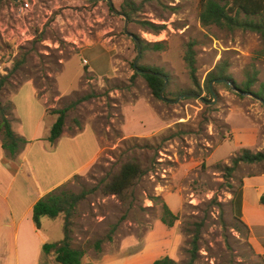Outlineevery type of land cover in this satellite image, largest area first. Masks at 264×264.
<instances>
[{"label": "rangeland", "instance_id": "374dc122", "mask_svg": "<svg viewBox=\"0 0 264 264\" xmlns=\"http://www.w3.org/2000/svg\"><path fill=\"white\" fill-rule=\"evenodd\" d=\"M110 1L120 14L128 2L134 8L127 20L130 33L147 43L165 42L163 51L146 50L138 65L168 75L169 100L197 94L211 101L204 81L219 60L228 62V72L238 85L253 71L257 82L252 90L264 82V60L255 59L259 37L241 30L202 28L197 0ZM142 21L164 29L154 35ZM123 28L124 18L106 0H0V74L26 54L1 102L7 105L15 85L30 81L52 110L68 107L69 129L92 126L100 140L96 162L62 187L84 193L69 217L71 246L94 256L101 250L122 249L123 243L135 247L147 239L146 258L152 262L168 256L177 264H189L192 258L191 264H262L235 221L234 204L242 175L264 173V161L246 169L239 163L231 172L221 167H231V160L243 151L264 150V106L226 84L213 87L217 96L213 105L196 98L168 104L153 97L140 74L130 84L137 52ZM37 36L42 41L32 45ZM190 41L196 42L201 93L183 62L184 45ZM110 77L130 87L110 88L104 82ZM84 96L89 98L74 104ZM150 109L166 125L156 134L158 122L149 115ZM127 162L138 164L144 175L121 198L104 196L102 187ZM163 204L177 217L171 228L160 221ZM62 215L43 219L41 237L47 240L52 233L58 240L64 238ZM193 240L197 249L192 257Z\"/></svg>", "mask_w": 264, "mask_h": 264}, {"label": "crops", "instance_id": "0c3cea01", "mask_svg": "<svg viewBox=\"0 0 264 264\" xmlns=\"http://www.w3.org/2000/svg\"><path fill=\"white\" fill-rule=\"evenodd\" d=\"M8 38L12 39L13 35ZM14 92L9 100L11 128L25 143L17 153L9 155L0 137V264H56L54 252L44 253L42 247L61 240L52 233L48 241L41 237L42 221L48 218H43L40 229L36 230L32 222L33 205L74 177L83 176L101 154L100 140L92 126L69 129L64 124L61 135L54 143H49L50 128L56 119L51 112L54 108L38 97L30 81L20 84ZM145 103L147 106V101ZM150 113L158 122L153 134L163 131L164 121L151 109ZM46 117H50L48 121ZM130 137L135 136L123 134V138ZM254 164L240 166L246 169ZM263 194V172L242 175L234 207L237 217L248 228L249 245L264 261V204L260 203ZM146 240L135 247L132 243H123L122 249L115 251L101 250L94 256L84 254L81 264H151L152 260L146 258Z\"/></svg>", "mask_w": 264, "mask_h": 264}, {"label": "trees", "instance_id": "16d2710c", "mask_svg": "<svg viewBox=\"0 0 264 264\" xmlns=\"http://www.w3.org/2000/svg\"><path fill=\"white\" fill-rule=\"evenodd\" d=\"M14 1V0H11ZM199 4V14L198 20L202 28L215 27L218 30L234 32L235 30L247 31L256 34L259 37L261 47L255 53V59L264 60V0H197ZM134 8H132L129 2L122 8V14L127 17L130 21L132 19V14ZM141 25L144 29L149 30L152 34L158 35L164 26L161 24H156L148 21H142ZM139 46L141 48V55L146 50L163 51L165 49V42L158 41L153 43H147L144 40L138 38ZM42 41L40 36L35 37L32 40V45ZM196 42L190 41L184 45L183 52V62L186 65L188 75L193 83V85L198 89L197 92L201 93L200 86L196 76V52L194 47ZM135 46V45H134ZM136 49V47H135ZM26 59V54L22 56L20 61L14 62V65L6 73L0 74V96L2 92L6 89L7 85L12 83L11 78L20 69L21 63ZM137 67L144 71H150L155 74L168 75L162 72L159 68L140 66ZM228 62L226 60H219L218 63L210 70L205 76V91L211 96L209 91V83L214 79H227L232 80L231 75L228 72ZM155 74L141 75L145 80L148 89L153 97L159 99V91L163 86V80L156 76ZM136 72L132 75L130 79V84L134 78ZM84 78H86L84 76ZM115 78H104V82L110 84V88L118 89L124 88L128 89L130 84L115 83ZM89 80V78H86ZM257 82V72L252 73L247 72L246 79L244 83L238 85L234 82L235 86L241 91L250 92L257 98L263 100L264 102V82L259 84V88L256 91L252 90V87ZM20 84H16L13 92L18 88ZM216 85V84H215ZM214 85V86H215ZM193 91H189V93ZM180 94H176L175 97ZM165 98L168 99V92H164ZM89 98V96H84L83 98L77 99L75 103L83 101ZM172 100V99H171ZM208 101V100H205ZM207 104V103H205ZM206 106V105H205ZM209 107V106H206ZM68 107L60 110H51L53 114L56 115L55 122L50 128L48 141L49 143H54L55 140L61 135L64 124L66 113ZM12 116V104L8 102L4 105L0 100V137L3 149L9 155H14L19 151L21 145L25 141L19 138L11 128ZM232 166H222L221 168L227 172H231L239 163H259L264 161V150L251 153L250 151H243L241 155L234 157L232 160ZM144 175L143 170L135 162H127L121 165L119 171L113 176L111 181L106 183L101 191L104 196H115L121 198L122 195L130 189L136 180ZM84 199V193L74 194L58 188L46 194L44 197L39 199L32 208V222L36 230L40 229L41 220L43 218L53 219L57 216L64 215V238L56 243H45L42 247L44 253L54 252V261L56 264H81V259L84 256L83 250L74 248L70 244L69 237V225L71 224L69 217L75 212L77 204ZM260 203L264 204V194L260 197ZM177 220L176 215H174L165 204L162 206V214L160 221L163 225L168 228L173 227L174 222ZM236 223L240 225L245 233L248 235L247 226L239 219H235ZM196 240L191 242L192 249L190 252L193 257L196 253L197 245ZM258 257V256H257ZM193 259V258H192ZM192 259L189 264L192 263ZM260 259V258H259ZM261 260V259H260ZM263 261V260H262ZM261 263L264 264V261ZM151 264H177L173 259L168 256L156 259Z\"/></svg>", "mask_w": 264, "mask_h": 264}, {"label": "water", "instance_id": "95a60500", "mask_svg": "<svg viewBox=\"0 0 264 264\" xmlns=\"http://www.w3.org/2000/svg\"><path fill=\"white\" fill-rule=\"evenodd\" d=\"M17 1H22V0H17ZM108 6L110 9H112V11L117 14V15H121L123 18H124V28H123V32L124 34L129 37L132 42L134 43L135 47H136V58L132 64V68L133 70L140 74V75H146V74H155V73H152L150 71H144V70H141L137 67V64H138V61L141 57V48L139 46V41L137 39V37L135 35H133L132 33H130L128 30H127V25H128V19L126 16H124L123 14H120L118 12H116L113 8V4L111 3L110 0H106ZM156 76H158L159 78H161L163 80V86L162 88L160 89L159 91V99L165 103H168V104H176L178 103L180 100L182 99H185V98H196L198 100H200L201 102H204V103H208L209 105H213L215 102H216V93L214 91V85L215 84H226L232 91L236 92L237 94L239 95H242V96H249L255 100H257L258 102H260L263 106H264V102L263 100L257 98L256 96H254L252 93L250 92H245V91H241L240 89H238L235 84H234V81L232 80H227V79H214L212 81H210L209 83V91H210V94H211V97H212V100L211 101H205V99L197 94H183V95H180L179 97H177L176 99H173V100H169L167 98H165L164 96V92H165V89H166V86H167V83H168V80L166 78V76L164 75H161V74H155Z\"/></svg>", "mask_w": 264, "mask_h": 264}, {"label": "built area", "instance_id": "2783aa9c", "mask_svg": "<svg viewBox=\"0 0 264 264\" xmlns=\"http://www.w3.org/2000/svg\"><path fill=\"white\" fill-rule=\"evenodd\" d=\"M24 7L25 8H27V5L26 4H24ZM22 10V9H21ZM23 35V34H22ZM82 63L84 64V65H86L87 64V62H86V60H82Z\"/></svg>", "mask_w": 264, "mask_h": 264}]
</instances>
